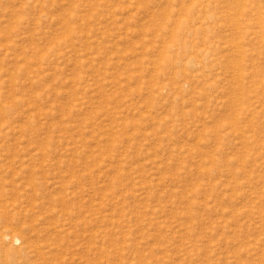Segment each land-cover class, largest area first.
<instances>
[{
    "label": "rangeland",
    "instance_id": "obj_1",
    "mask_svg": "<svg viewBox=\"0 0 264 264\" xmlns=\"http://www.w3.org/2000/svg\"><path fill=\"white\" fill-rule=\"evenodd\" d=\"M0 264H264V0H0Z\"/></svg>",
    "mask_w": 264,
    "mask_h": 264
},
{
    "label": "bare ground",
    "instance_id": "obj_2",
    "mask_svg": "<svg viewBox=\"0 0 264 264\" xmlns=\"http://www.w3.org/2000/svg\"><path fill=\"white\" fill-rule=\"evenodd\" d=\"M191 4H192V3H191ZM166 16H167V15H166ZM239 47H240V46H239ZM239 47H235V48H236L235 50L238 51V48H239ZM239 50H240V49H239ZM233 51H234V50H233ZM236 51H234V52H236ZM238 54H241L240 51H239ZM189 62H190V61H189ZM237 62H238V61H237ZM190 67H191V66H190ZM193 69H194V68H193ZM201 70H202V69H201ZM237 73H238V72H237ZM240 73H241V72H240ZM240 73H239V75H240V77H242V76H241L242 73H241V74H240ZM231 74H233V73H231ZM251 75H252V74H251ZM243 78H244V77H243ZM238 79H239V78H238ZM239 91H240V90H239ZM237 96H238V95H237ZM204 97H205V96H204ZM221 105H222V104H221ZM237 105H238V104H237ZM232 120H233V119H232ZM237 123H238V122H237ZM238 130H239V129H238ZM14 234H15V233H14ZM18 238H20V235L18 236V235L16 234V235H13L10 239L13 240V241H16Z\"/></svg>",
    "mask_w": 264,
    "mask_h": 264
}]
</instances>
